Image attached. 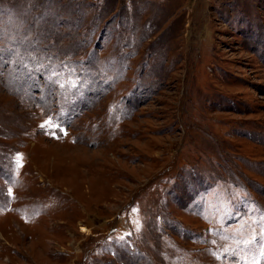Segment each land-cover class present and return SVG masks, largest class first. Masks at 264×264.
<instances>
[{
  "label": "rangeland",
  "instance_id": "obj_1",
  "mask_svg": "<svg viewBox=\"0 0 264 264\" xmlns=\"http://www.w3.org/2000/svg\"><path fill=\"white\" fill-rule=\"evenodd\" d=\"M0 264H264V0H0Z\"/></svg>",
  "mask_w": 264,
  "mask_h": 264
}]
</instances>
